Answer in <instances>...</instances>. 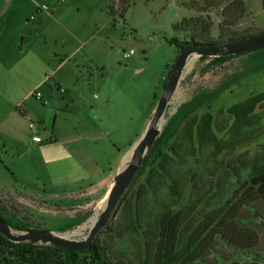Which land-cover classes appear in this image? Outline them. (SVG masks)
Instances as JSON below:
<instances>
[{
    "label": "rangeland",
    "instance_id": "1",
    "mask_svg": "<svg viewBox=\"0 0 264 264\" xmlns=\"http://www.w3.org/2000/svg\"><path fill=\"white\" fill-rule=\"evenodd\" d=\"M125 3L0 0V216L13 233L63 234L95 214L104 197L90 203L83 188L68 184L61 141L75 132L106 133L104 142L126 155L179 51L169 40L218 44L264 32L262 0H130L123 13ZM262 92L264 49L190 60L128 194L145 188L159 153L168 157L164 172L152 176L136 213L118 201L92 244L112 262L141 264L143 221L197 200L175 264H264V194L248 180L264 168V103L254 110L255 133L221 150L233 123L226 109ZM204 114L212 139L198 146L190 126ZM49 139L57 143L44 145ZM171 178L181 184L177 200L168 192Z\"/></svg>",
    "mask_w": 264,
    "mask_h": 264
},
{
    "label": "trees",
    "instance_id": "2",
    "mask_svg": "<svg viewBox=\"0 0 264 264\" xmlns=\"http://www.w3.org/2000/svg\"><path fill=\"white\" fill-rule=\"evenodd\" d=\"M129 1L130 0H126V3L121 8L123 13L125 12V8ZM262 8L264 10V0H262ZM172 30L175 32L178 31L177 28H173ZM226 40H231V38ZM169 44L174 45L180 50L186 46H202L215 43H199L192 40H190V42H184L178 41L174 38L169 40ZM228 57L229 56L214 57L211 59L222 61ZM208 58L209 57L205 56L199 57L200 60ZM261 103H264V92L253 95L226 109V114L233 119V123L229 130L230 139L224 144V147H222L221 150H232L239 146L243 139L250 137L255 133L253 128L255 125L254 110ZM190 128H194V134L198 146H200L202 142L204 143L212 139L209 114H204L197 122H192ZM52 143H54L53 140H47L44 145ZM211 146L213 147L212 149L214 153L220 151V144L218 142H214ZM156 157H160L162 160L148 171L147 177L144 181L145 188H143V190L137 188L136 191L130 195L128 192L132 185L131 181L127 189L119 198L118 201H125L126 211L128 213L132 210L136 213L138 199L146 192V189L150 188L152 176L158 171L164 172L163 168L167 163V155L159 153L154 156L151 162L154 163ZM143 162L144 160L141 161L140 165ZM248 180L251 186H255L257 190H260L264 194V168H257L252 171ZM180 188V182L171 178V184L168 187V192L171 198L177 200L180 197ZM197 206L198 201L193 200L189 206L182 210L170 212L167 209H163L155 216H152L150 220L143 221L141 224V230L144 257L141 264L176 263L177 249L180 239L186 232L187 226L192 220L193 213ZM0 218L4 220L1 216ZM137 219L138 217L136 215V220ZM83 251H85V256L80 257V250H69L44 244L35 245L29 242L15 243L9 241L0 234V264H124L122 261L112 262L108 254L96 244H92L90 247L83 249Z\"/></svg>",
    "mask_w": 264,
    "mask_h": 264
},
{
    "label": "water",
    "instance_id": "3",
    "mask_svg": "<svg viewBox=\"0 0 264 264\" xmlns=\"http://www.w3.org/2000/svg\"><path fill=\"white\" fill-rule=\"evenodd\" d=\"M260 49H264V32L255 36L218 44L186 46L178 51L145 131L129 149L121 166L112 179L100 212L97 214L83 237L67 238L64 237V234L66 233L57 234L50 231H22L19 233H13L11 232L8 224L1 218L0 234L9 241L15 243H40L44 245L62 247L69 250H83L90 247L95 235L105 226L111 211L137 172L147 150L155 141L158 131L164 122L168 102L173 97L179 85L183 71L189 65L190 60L201 56L209 58L227 57ZM76 229L77 228L70 232H73Z\"/></svg>",
    "mask_w": 264,
    "mask_h": 264
},
{
    "label": "crops",
    "instance_id": "4",
    "mask_svg": "<svg viewBox=\"0 0 264 264\" xmlns=\"http://www.w3.org/2000/svg\"><path fill=\"white\" fill-rule=\"evenodd\" d=\"M15 104H18V102ZM8 107L9 111L6 112V116L9 115L12 108L11 106ZM105 136L106 133L75 132L61 141L65 145L63 147L65 150L62 152L59 162L67 166L65 172H67L68 184H76L83 188V190L79 189L78 192L86 195L90 203L93 202V199H91L93 196L96 200L105 197L113 175L116 174L127 155H120V151L114 143H105ZM49 140H53L54 143L47 145L57 143L55 139ZM112 166L115 167L113 173L111 172Z\"/></svg>",
    "mask_w": 264,
    "mask_h": 264
},
{
    "label": "bare ground",
    "instance_id": "5",
    "mask_svg": "<svg viewBox=\"0 0 264 264\" xmlns=\"http://www.w3.org/2000/svg\"><path fill=\"white\" fill-rule=\"evenodd\" d=\"M103 201H101V202L99 201V203H97V205L95 206V214L87 222H85L82 226L77 228L75 231L67 232L66 234H64V237H67V238H71V237L81 238V237H83V236H78V235H85L86 234L91 223L94 221L95 217L100 212V210L102 208Z\"/></svg>",
    "mask_w": 264,
    "mask_h": 264
},
{
    "label": "built area",
    "instance_id": "6",
    "mask_svg": "<svg viewBox=\"0 0 264 264\" xmlns=\"http://www.w3.org/2000/svg\"><path fill=\"white\" fill-rule=\"evenodd\" d=\"M129 53H130V52H129ZM125 56H128V54H125ZM34 96H35V98H40V94H39L38 92L34 93ZM32 127H33L32 124H29V125H28V128H29V129L32 128ZM31 140H32V142H35V143H41L40 138L37 137V136H32V137H31Z\"/></svg>",
    "mask_w": 264,
    "mask_h": 264
}]
</instances>
